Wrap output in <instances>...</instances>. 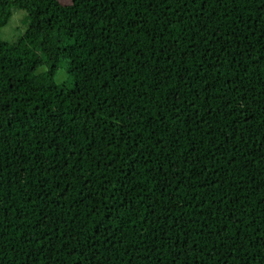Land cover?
<instances>
[{
    "label": "trees",
    "instance_id": "16d2710c",
    "mask_svg": "<svg viewBox=\"0 0 264 264\" xmlns=\"http://www.w3.org/2000/svg\"><path fill=\"white\" fill-rule=\"evenodd\" d=\"M14 10L0 264H264V0Z\"/></svg>",
    "mask_w": 264,
    "mask_h": 264
},
{
    "label": "rangeland",
    "instance_id": "374dc122",
    "mask_svg": "<svg viewBox=\"0 0 264 264\" xmlns=\"http://www.w3.org/2000/svg\"><path fill=\"white\" fill-rule=\"evenodd\" d=\"M60 2L64 3L67 2L68 0H59ZM18 10H14L12 12V15L10 16L9 20L7 21L6 25L1 29L0 32V37L2 40L4 41H14L17 36L20 35V33L22 32V25H21V17L22 14L24 12H21ZM64 77V73L59 70L56 73V80L60 81L62 80Z\"/></svg>",
    "mask_w": 264,
    "mask_h": 264
}]
</instances>
